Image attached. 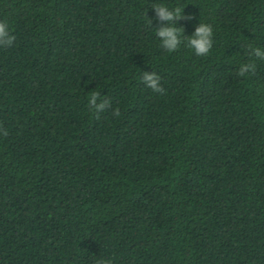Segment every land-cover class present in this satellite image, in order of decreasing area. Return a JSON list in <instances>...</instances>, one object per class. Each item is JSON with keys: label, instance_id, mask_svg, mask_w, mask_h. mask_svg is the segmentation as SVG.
<instances>
[{"label": "trees", "instance_id": "trees-1", "mask_svg": "<svg viewBox=\"0 0 264 264\" xmlns=\"http://www.w3.org/2000/svg\"><path fill=\"white\" fill-rule=\"evenodd\" d=\"M153 4L210 24L209 54L163 49ZM0 20V264H264V60L237 75L264 0H0Z\"/></svg>", "mask_w": 264, "mask_h": 264}, {"label": "clouds", "instance_id": "clouds-1", "mask_svg": "<svg viewBox=\"0 0 264 264\" xmlns=\"http://www.w3.org/2000/svg\"><path fill=\"white\" fill-rule=\"evenodd\" d=\"M152 8L155 11L156 19L161 22H167L166 25L156 29V35L161 40V47L171 53L177 51L182 44L192 49L197 56H207L213 47V29L210 24L199 23L196 26L194 33L191 36L184 35V29L177 27L176 22L179 20H191L193 17L183 15V9L179 6L172 8L163 4H153ZM147 18V15H146ZM148 19V18H147ZM150 25L153 21L148 19ZM16 37L10 33L9 25L6 21L0 20V48L11 47ZM246 54L249 61L240 66L237 73L238 76L244 77L246 74H255L256 63L255 59L264 60V49L259 47L248 46ZM143 82L146 87L153 92L164 94L165 89L161 86L160 76L155 72H144ZM100 101L97 103V101ZM89 107L94 110L97 115L111 107V101L107 98L101 99L99 92H92L89 97ZM113 115L119 117L120 110L117 108L113 111ZM3 135L7 136V130H2ZM97 264H100L98 261ZM111 264V262H104Z\"/></svg>", "mask_w": 264, "mask_h": 264}]
</instances>
